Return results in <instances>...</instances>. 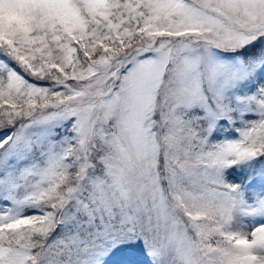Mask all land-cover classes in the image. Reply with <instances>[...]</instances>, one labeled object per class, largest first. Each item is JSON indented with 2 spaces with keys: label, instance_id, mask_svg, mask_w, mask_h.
Instances as JSON below:
<instances>
[{
  "label": "snow or ice",
  "instance_id": "obj_1",
  "mask_svg": "<svg viewBox=\"0 0 264 264\" xmlns=\"http://www.w3.org/2000/svg\"><path fill=\"white\" fill-rule=\"evenodd\" d=\"M0 264H264V0H0Z\"/></svg>",
  "mask_w": 264,
  "mask_h": 264
}]
</instances>
